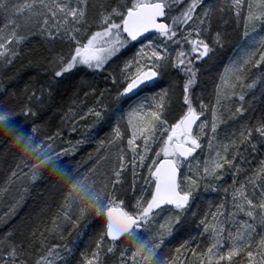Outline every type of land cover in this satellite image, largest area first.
Masks as SVG:
<instances>
[{
	"label": "snow or ice",
	"instance_id": "snow-or-ice-1",
	"mask_svg": "<svg viewBox=\"0 0 264 264\" xmlns=\"http://www.w3.org/2000/svg\"><path fill=\"white\" fill-rule=\"evenodd\" d=\"M241 29L244 41L221 62L209 102L201 96L197 106L203 65ZM34 36L43 38L35 62L51 78L19 111L35 115L45 87L50 94L79 74L80 92L93 103L73 119L92 118L116 163L110 176L86 186L52 159L66 150L39 152L29 132L35 127L5 120L9 104L0 103L7 131L37 152L32 178L47 161L94 205L54 197L59 213L46 231L71 235L57 224L68 222L87 241L79 257L73 241L37 243L21 221L0 235V264H264V113L220 139L225 112L246 111L244 90L256 86L255 72L264 82V0H0V66L19 59ZM201 190L223 198L195 210ZM91 217L98 227L87 236L79 225ZM175 226L183 231L173 248L166 238L177 239Z\"/></svg>",
	"mask_w": 264,
	"mask_h": 264
},
{
	"label": "rangeland",
	"instance_id": "rangeland-1",
	"mask_svg": "<svg viewBox=\"0 0 264 264\" xmlns=\"http://www.w3.org/2000/svg\"><path fill=\"white\" fill-rule=\"evenodd\" d=\"M229 29L231 31V25H229ZM42 39L43 38L39 36L30 37L29 43L27 47L24 48L19 59H15L10 65L0 66V103L4 100V97L8 95L12 96L14 101L16 98L13 94L14 90H16L14 86L20 83L21 84L19 86L22 90V94H25L21 105L29 102V96L32 92H36L37 96H40L39 89L50 80L51 71H45V68L47 67L46 65H44L45 68H40V64H38L39 67H36L37 65L32 66L30 54H33L37 48H40L41 52L43 51ZM244 39L242 29L239 32H232V38L228 43H226L225 47L222 50L217 51L213 59L203 65L200 73V87L196 89L198 98L197 106L199 103V97L201 96L205 102H209V98L212 93V81L213 78L217 76V69L220 67L221 62H227V58H230L233 55L237 43H242ZM37 53L39 54L40 51ZM32 68L34 72L31 74L29 71ZM220 70L222 71V69ZM78 75L79 74L75 73L69 74L63 79V81L77 79L78 83H80ZM253 79L256 81V86L254 88H246L244 90L246 97L244 107L246 111L239 115H230L225 112L224 122L220 125L221 140H223L226 133H231L238 129L242 123H247L250 113L258 103L257 101L260 94H264V82L261 81L260 73L258 71L255 72ZM104 84V81H99L98 86L103 88ZM57 85L58 84H55L53 86L50 94L48 88H44L42 103L35 104L33 107L35 115L26 118L19 111L18 106L17 108L11 109L13 112L6 111L8 115L5 117V120L17 117L20 118L22 120L21 122L25 125L34 126L35 131H32L31 129L29 130L30 138L35 142V147L39 152L51 153L54 151L66 150L62 151L60 156H53L52 159L56 161L62 159L65 168H72V172L74 173L73 176L84 177L85 179L83 180V183L86 186L91 187L93 181H97L99 183L111 175V170L116 163L115 156L111 150L103 149L99 145L100 138L95 136L97 129L92 122V118L81 120L79 117H76L73 119L77 112L93 103L92 94L85 97L80 92V89L77 94L74 95L75 102H73L70 109H68L66 113L62 114L54 123H50L49 129L45 130L39 126L41 116L47 114L49 111H53V107H51V97L53 94L52 92ZM202 88H206V91L201 92ZM49 107L51 109L48 111ZM0 127H5L3 121H0ZM47 136H52L53 139L51 141L45 139ZM208 151L207 142H205V154ZM38 158L37 152H34L32 148L25 146L23 153L18 157L17 161L7 174L6 179L1 184L0 230L16 218L19 211L32 196L34 186L40 182L44 175L47 172L49 174L53 173L46 167L47 161H43L32 169L37 173V177L33 179L28 166L34 164ZM17 165H19V167H17ZM13 171L17 173L16 176L12 175ZM131 179L132 177L129 173L127 176L129 183L131 182ZM226 179L229 178L226 177ZM142 186V183L138 182L136 190L139 191V187ZM117 187H119V185H117ZM69 190L70 193L68 194V198L75 202L77 206L87 207L89 210L94 207V205L86 203V200L83 198V194L79 189L71 185ZM122 191H128L129 195H131V189L128 188L127 185H125V189ZM222 198V193L217 195L211 191L205 192L201 190L198 193V199L195 201V210L207 211L211 203L219 202ZM95 222L96 220L94 217L89 218L87 222L81 221L79 229L88 236V233L91 231ZM57 224L60 225L61 230L68 229L71 232V235H69L68 232H65L63 238H60L58 234H54L53 231H49L43 236L41 243L44 241H48V243H68L69 241H73V244H70L69 246L73 248L78 246L79 251H76V254L78 252L80 254L81 251L85 250L84 245L86 243L84 242L86 239L83 235L79 239H76V230L71 229L68 222L57 220ZM51 229H53V227ZM182 231L183 229L180 226H175L173 236H176L177 239H172V237L166 238L167 240H172L171 245H169L170 247H173L180 242L179 233Z\"/></svg>",
	"mask_w": 264,
	"mask_h": 264
},
{
	"label": "trees",
	"instance_id": "trees-1",
	"mask_svg": "<svg viewBox=\"0 0 264 264\" xmlns=\"http://www.w3.org/2000/svg\"><path fill=\"white\" fill-rule=\"evenodd\" d=\"M38 51L41 52V49L37 48L33 54H30L32 66L37 65L36 67H39L38 64L40 63L35 62V58L38 56ZM40 68H45V66L41 65ZM33 72L34 70L32 68L29 73L32 74ZM20 84L14 86L16 88L13 92L16 96L14 101L13 97L10 95L5 96L4 100H2L1 103L9 104L7 109L17 108L23 103L25 94H22V90L19 86ZM80 88V83H78L77 79L65 80L62 83H59L52 92L51 107H53V111L50 112L49 110L51 108L49 107V112L41 116L39 126L45 130L49 129L50 123H54L62 114L70 109L74 95L77 94ZM257 102L258 103L250 113L247 122H253V117L258 118L264 113V94H260ZM24 125L25 124L21 122L18 127H23ZM24 149V143L18 141L5 127H0V186L6 179L7 174L17 161L18 157L23 153ZM66 168L72 170L70 167ZM73 174L74 173L72 172V175ZM70 186L71 185L68 181L63 177L54 173L49 174L47 172L40 182L34 186L32 196L19 211L16 218L0 230V235L7 232L14 225L18 226L21 221H26L28 228L36 233V242L41 243V234L43 233L46 235L47 232H49L46 231V229L50 230L53 227L52 220L59 213V208L57 207L59 201L54 197L60 193H66L68 196ZM94 225H96V222L93 226ZM96 227H98V225H96ZM94 232L95 228L92 227L88 236H92ZM84 243L87 244V241ZM86 244L84 245V248L86 247ZM176 246H178V244L174 245V247ZM76 255L79 257V252Z\"/></svg>",
	"mask_w": 264,
	"mask_h": 264
},
{
	"label": "bare ground",
	"instance_id": "bare-ground-1",
	"mask_svg": "<svg viewBox=\"0 0 264 264\" xmlns=\"http://www.w3.org/2000/svg\"><path fill=\"white\" fill-rule=\"evenodd\" d=\"M73 102H75V101H74V98H73V100H72V102H71V105L73 104ZM5 111L13 112V110L11 111V109H7V108L5 109ZM18 119H19L20 121H22L20 118H18ZM69 193H70V192H69ZM173 248H174V246H173Z\"/></svg>",
	"mask_w": 264,
	"mask_h": 264
}]
</instances>
